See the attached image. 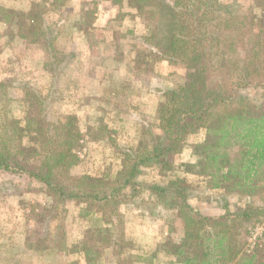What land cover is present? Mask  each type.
Wrapping results in <instances>:
<instances>
[{
    "label": "rangeland",
    "instance_id": "obj_1",
    "mask_svg": "<svg viewBox=\"0 0 264 264\" xmlns=\"http://www.w3.org/2000/svg\"><path fill=\"white\" fill-rule=\"evenodd\" d=\"M220 2L236 4L241 13L260 12L257 0ZM169 21L166 15L156 24L127 2L112 0H0V115L7 111L23 118L30 87L47 98L43 109L50 131L59 122L73 120L82 133L75 149L81 160L71 173H116L123 165V149L149 137L146 127L161 131L157 108L163 90L187 80L183 63L158 61L144 40L152 25L161 39L168 35ZM245 91L257 98L264 88ZM205 135L200 127L188 136L172 171L146 167L140 179L184 177L193 192L190 201L203 213L233 211L241 202L237 192L213 188L210 178L201 174L196 146ZM24 156L29 163L37 161L31 153ZM146 193L141 189L120 205L124 243L118 254L105 248L98 258L101 264H166L173 258L167 249L183 237V222L171 208L143 203ZM81 207L72 199L56 204L43 183L25 173L1 170L0 264H87L81 243L100 221L83 216ZM257 226L264 221L249 226L242 254L255 251L264 262V234L250 239ZM60 242L64 249L56 246Z\"/></svg>",
    "mask_w": 264,
    "mask_h": 264
},
{
    "label": "trees",
    "instance_id": "obj_2",
    "mask_svg": "<svg viewBox=\"0 0 264 264\" xmlns=\"http://www.w3.org/2000/svg\"><path fill=\"white\" fill-rule=\"evenodd\" d=\"M112 1L127 2L156 24L170 18L168 35L161 39L152 25L144 36L158 61L187 68L185 83L163 90L157 108L161 131L146 127L149 137L123 149V165L116 173L74 176L71 169L81 160L75 151L80 129L66 120L50 131L43 109L47 98L27 87L30 106L24 117L7 111L0 115V171L28 174L46 186L56 204L72 199L82 205L83 216H96L100 223L86 231L81 243L87 264H101L105 248L119 253L124 243L119 207L141 189L147 191L143 203L171 208L183 222V237L167 249L173 258L166 264H264L255 251L242 254L249 226L264 221V93L256 98L245 91L264 88V0H257L260 12L249 13L220 0ZM40 32L45 35L44 29ZM200 127L206 129L196 146L201 174L213 188L237 192L241 202L233 211L203 213L190 201L193 192L184 177L140 179L146 167L172 171L173 159ZM27 153L37 161L29 163ZM56 246L64 249L65 243Z\"/></svg>",
    "mask_w": 264,
    "mask_h": 264
},
{
    "label": "built area",
    "instance_id": "obj_3",
    "mask_svg": "<svg viewBox=\"0 0 264 264\" xmlns=\"http://www.w3.org/2000/svg\"><path fill=\"white\" fill-rule=\"evenodd\" d=\"M263 234H264V226H257L254 229H252L250 239L257 240V238L263 236Z\"/></svg>",
    "mask_w": 264,
    "mask_h": 264
},
{
    "label": "crops",
    "instance_id": "obj_4",
    "mask_svg": "<svg viewBox=\"0 0 264 264\" xmlns=\"http://www.w3.org/2000/svg\"><path fill=\"white\" fill-rule=\"evenodd\" d=\"M129 147H136V146H129Z\"/></svg>",
    "mask_w": 264,
    "mask_h": 264
}]
</instances>
